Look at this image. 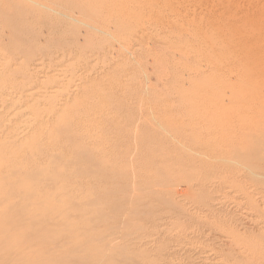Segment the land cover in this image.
<instances>
[{
    "label": "rangeland",
    "instance_id": "rangeland-1",
    "mask_svg": "<svg viewBox=\"0 0 264 264\" xmlns=\"http://www.w3.org/2000/svg\"><path fill=\"white\" fill-rule=\"evenodd\" d=\"M263 8L0 0V234L70 264H264V86L230 41Z\"/></svg>",
    "mask_w": 264,
    "mask_h": 264
},
{
    "label": "bare ground",
    "instance_id": "bare-ground-1",
    "mask_svg": "<svg viewBox=\"0 0 264 264\" xmlns=\"http://www.w3.org/2000/svg\"><path fill=\"white\" fill-rule=\"evenodd\" d=\"M256 20H252V21H256ZM257 21L262 22L261 30L246 31L243 34L239 33V36H240V39L238 40L239 42L236 41L235 36L234 37L230 36V41L232 43L236 42L235 48L236 47L239 48L240 51H242V53H244L242 55V59L244 60V62H243L244 63L243 74H245L246 76H249V81H250V82L248 81L247 86H249L251 84L256 85L258 82H260V86L261 85L264 86L263 85L264 84V44H262L260 42V41L264 40V38H263V40H260L264 36V8L259 11ZM249 26H251V25H249ZM228 55H229L228 52H226V54H221V56L224 58H228ZM218 56H220V55H218ZM230 69H232V68H230ZM262 86H261V88H262ZM255 100H257L259 102L254 103L253 107L254 108L261 107L262 100H259V98H256ZM196 155H198V154H196ZM216 160H218V159H216ZM259 160H261V159H259ZM225 161H227V160H225ZM223 162H224V160H223ZM216 174L218 175L219 173H216ZM223 178H224V176H223ZM216 181H218V179H216ZM217 184H219V182ZM185 189H186V187H185ZM243 190H244V188H243ZM183 192H184V190H183ZM243 192L245 193V191H243ZM262 218H263V216H262ZM1 229H5V230H3V232H1L2 234H0V264H70L68 254H66L65 252H62V251H60V252L56 251L55 250L56 247L48 246V245L43 244V243H42L43 244L42 245L41 243H39V245H37L35 247H29L26 249L24 247L29 246L28 243H26V241L32 240L30 238V236H25L26 234H24V233H23L24 234L23 236H21L20 234H11V232H12L11 230L7 234L5 225L1 226ZM23 232H24V230H23ZM12 233H15V232H12Z\"/></svg>",
    "mask_w": 264,
    "mask_h": 264
}]
</instances>
